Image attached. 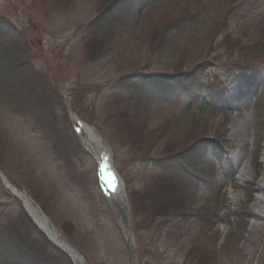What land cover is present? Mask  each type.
I'll use <instances>...</instances> for the list:
<instances>
[{
    "label": "rangeland",
    "instance_id": "374dc122",
    "mask_svg": "<svg viewBox=\"0 0 264 264\" xmlns=\"http://www.w3.org/2000/svg\"><path fill=\"white\" fill-rule=\"evenodd\" d=\"M108 2L0 0V32L14 44L23 38L30 45V67L48 75L66 108L55 109L59 125H53L58 130L51 144L43 129L50 117L48 107L41 117H33L10 109L1 94L0 173L41 205L87 264H133L120 223L99 191L96 161L69 132L73 116L81 117L111 147L124 179L138 264H198L186 254L199 243L198 255L206 254L203 264H264V216L252 215L257 194L264 195V187L259 188L264 175V0H128L123 22L140 17L139 39L125 32L113 48H103L102 56L86 59L83 28ZM21 49L17 53L22 60ZM199 64L202 88H213L206 98L224 94L222 104L211 106L203 122L198 92L178 100L160 91L151 97L163 107L155 121L163 131L171 129L166 144L199 133L197 137L218 147L199 153L187 173L177 176L187 208L200 212L189 213L185 221L165 217L147 229L140 212L134 214L131 198L161 169L153 161L140 162L129 147L111 142L108 128L101 124V110L114 96L112 87L120 76L162 75L170 68L187 72L190 65ZM245 72L253 77L251 88L239 75ZM187 111L190 115L182 113ZM55 153L58 158L70 153L74 165L64 166ZM219 188L230 208L212 213ZM8 223L26 234L45 263H77L47 248L45 237L32 227L23 205L0 179V224Z\"/></svg>",
    "mask_w": 264,
    "mask_h": 264
},
{
    "label": "trees",
    "instance_id": "16d2710c",
    "mask_svg": "<svg viewBox=\"0 0 264 264\" xmlns=\"http://www.w3.org/2000/svg\"><path fill=\"white\" fill-rule=\"evenodd\" d=\"M126 1L109 0L106 8L85 25L83 40L86 59L102 56L103 48H112L114 42L120 40L119 27L122 25L121 15L123 4ZM135 25V23L132 24L129 29L132 31L130 33L132 36L138 31V27L142 28L141 25L137 28ZM178 26L180 25L177 24L176 27ZM139 31L135 34L137 39H139ZM169 32L171 29L168 30ZM155 40L154 43H156ZM18 47L19 45L12 43L10 38H6L3 32H0V88L9 91L6 100H9L18 111L27 112L26 107H31L41 117L46 113L45 104L49 107L50 112L52 110V118L55 107L52 106V108L51 103L63 107L61 98L50 85L47 75L30 67L32 64L28 61V57L25 60L20 59L19 53H17ZM201 65H190L187 72H177L174 68H170L171 70L166 74L151 77V82L155 85L163 84L161 89L173 92L174 96H178L180 93H182L181 96H188L192 91L198 92L197 95H202L205 91L202 88L203 81L199 77L202 71L198 72ZM148 79H150L148 76H142L137 81L126 76L115 80L112 87L114 96L107 102L106 115L104 114V124L109 128L111 138L117 143L129 147L140 161L147 162L152 159L155 165L162 170L157 171V175L155 174L151 179L146 180L141 190L135 189L134 196L132 195L131 198L132 210L135 215L140 212L145 227H151L154 223H161L165 217L186 219L189 213L197 215L200 212L199 209L187 208L186 203L188 201L182 198L185 195L181 191L183 187L179 183L176 172H182L185 175L188 165L195 162L197 155L214 144L197 137L199 133L195 132H193L195 133L194 137L176 138L172 145L166 144L165 142L170 139L168 135L171 129L163 131L164 129L159 124H155L157 118L151 116L152 113L156 114L159 108L150 103H142L139 98H136L135 91L143 86L145 80ZM30 81L31 84H29ZM204 87L207 89L208 86ZM121 89L127 90V94H123ZM208 90L213 92L211 89ZM206 102L207 100L204 99L205 108L207 107ZM206 117L205 115L199 117L200 122H203ZM45 122H51V119L46 117ZM56 123L57 121L53 125ZM53 125L48 128L49 131L54 130ZM262 129L264 130V127ZM49 142L54 144L51 138H49ZM2 149L4 148L1 144L0 155L3 153ZM78 151L81 155L80 149ZM58 159L62 161L64 166L74 161L70 153L63 156L59 154ZM84 194L86 193L84 192ZM186 198L193 201V198L189 196ZM226 205L225 196L215 199L214 204H212V213L214 211L219 212ZM199 244L193 246L189 251L188 261L192 260L193 263L196 261L198 264H203L206 254L203 252L198 255ZM46 246L55 253L49 244ZM0 264L55 263H45L38 256V252L33 249L26 234L17 226L14 224L1 226L0 224Z\"/></svg>",
    "mask_w": 264,
    "mask_h": 264
},
{
    "label": "bare ground",
    "instance_id": "6f19581e",
    "mask_svg": "<svg viewBox=\"0 0 264 264\" xmlns=\"http://www.w3.org/2000/svg\"><path fill=\"white\" fill-rule=\"evenodd\" d=\"M87 132L88 133L86 135V138L83 137L84 145L91 154L99 156L101 152L100 149L103 145L102 139L97 135V133L95 134L91 130H87ZM261 187H264V175L261 179V182H259V188ZM10 192L11 194H14L17 197V199L22 203V205H24L26 213L31 217L34 222H36L38 227H40L44 233H47L48 237H50L57 246L63 248V250L67 254H70L71 258L75 262L79 263L80 258L78 257L76 250H74V247L65 240L64 236H62L59 231L55 228V226L51 224L49 219L42 214L38 206L33 203L31 197L25 192H21L18 189L14 188L13 186ZM257 195L258 196L252 204V215L260 219L264 216V195H262V193ZM115 201V204L117 206L113 207V210L115 212L117 210L122 211L126 207L127 203L125 201L123 191H121L120 195L116 197ZM118 215L119 222L122 224L123 228L127 231V233H129L128 225L127 223H125L123 215H120V212H118Z\"/></svg>",
    "mask_w": 264,
    "mask_h": 264
},
{
    "label": "water",
    "instance_id": "95a60500",
    "mask_svg": "<svg viewBox=\"0 0 264 264\" xmlns=\"http://www.w3.org/2000/svg\"><path fill=\"white\" fill-rule=\"evenodd\" d=\"M134 253H135V251H134Z\"/></svg>",
    "mask_w": 264,
    "mask_h": 264
}]
</instances>
